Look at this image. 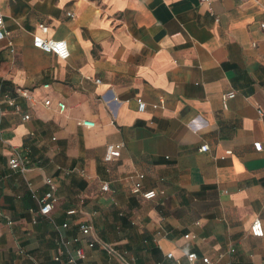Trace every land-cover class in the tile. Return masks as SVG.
<instances>
[{
    "label": "crops",
    "instance_id": "crops-1",
    "mask_svg": "<svg viewBox=\"0 0 264 264\" xmlns=\"http://www.w3.org/2000/svg\"><path fill=\"white\" fill-rule=\"evenodd\" d=\"M0 9L9 33L0 264H72L77 249V264H187L193 252L264 264V236L250 231L257 218L264 229V151L254 148L264 146V0H0ZM34 36L66 41L70 57L34 47ZM109 144L123 148L108 163ZM16 155L25 172L10 168ZM48 179L57 203L42 216ZM149 191L156 198L144 199Z\"/></svg>",
    "mask_w": 264,
    "mask_h": 264
},
{
    "label": "built area",
    "instance_id": "built-area-1",
    "mask_svg": "<svg viewBox=\"0 0 264 264\" xmlns=\"http://www.w3.org/2000/svg\"><path fill=\"white\" fill-rule=\"evenodd\" d=\"M202 3H210L211 0H201ZM240 3H246L250 0H238ZM5 19H4V15L0 9V39H4L6 37H8L9 33H7L5 30ZM260 28L262 31H264V21L260 23ZM41 30L43 31V33H47L48 31V27L41 25ZM34 47L42 50L45 53H49V54H53L56 57H58L60 60H67L70 57V50H69V46L67 44L66 41H62V40H52V39H46L43 38L41 36H34ZM99 82V81H97ZM46 88L48 86H45ZM20 94L24 97V98H28L30 99V96L28 94L27 91H20ZM236 95V93L234 91L226 93L223 95V100L227 101L229 99L234 98ZM6 102L9 106L12 107H16L17 110L18 107L16 106V103L13 99H11L10 97L6 98ZM138 103V110L140 112H144L146 110V103L142 100V99H138L137 100ZM45 106L47 107H51L52 106V101L50 99L45 100L44 102ZM58 110L60 113L64 112L66 110V105L63 102H59L57 104ZM155 108L158 107V105H154ZM24 120H28L29 116L26 115L23 118ZM79 125L81 126H86V127H94L95 124L94 123H90L87 121H80ZM0 134H1V125H0ZM122 148L123 145L122 144H109L106 148V152H105V156H104V161L105 162H113L116 161L117 159H119L121 157V152H122ZM254 148L256 151H264V146L262 143H255L254 144ZM209 150V147L207 145H204L200 148L201 152H207ZM227 155L231 154V151H227L226 152ZM10 168L12 170H18L20 172H25L26 171V162H25V158H22L18 155L13 156L10 159ZM144 179V175H139V181L135 183L133 192L136 194H139L141 192V188H142V180ZM46 183L49 185V190L41 197L39 198V205H40V209H39V213L42 216H49L55 209L56 207V203H57V198L54 195V191H55V186L53 185L52 181L50 179H48L46 181ZM102 190L104 192H108L110 190V187L107 183H105L102 186ZM143 198L146 200H152L154 198H156L157 193L156 191H149V192H145L142 194ZM75 213V211H71L69 212V214H73ZM64 227H67V224L64 225ZM80 230L81 233L83 235V237L87 238V237H91L92 236V229L88 224H82L80 226ZM251 234L254 237H263L264 236V229H263V225H262V220L260 218L255 219V221L252 223L251 225ZM95 239L94 241H91L88 244L89 248H93L95 246ZM105 249L108 250L107 246H104ZM84 257V251L83 249H77L76 250V254L75 256H71L68 260L69 263L72 264H77L79 259H82ZM167 259L168 260H172L174 259V255L173 253H169L167 255ZM60 258L56 257V261H59ZM164 264H169V263H164ZM187 264H212L211 260L209 257H200L197 253L193 252V253H189L187 255Z\"/></svg>",
    "mask_w": 264,
    "mask_h": 264
}]
</instances>
